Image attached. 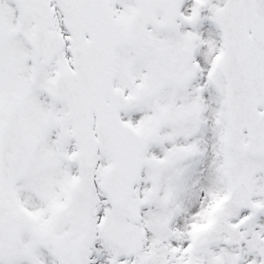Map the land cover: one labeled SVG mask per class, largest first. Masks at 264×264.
<instances>
[{"label":"snow or ice","instance_id":"1","mask_svg":"<svg viewBox=\"0 0 264 264\" xmlns=\"http://www.w3.org/2000/svg\"><path fill=\"white\" fill-rule=\"evenodd\" d=\"M0 264H264V0H0Z\"/></svg>","mask_w":264,"mask_h":264}]
</instances>
